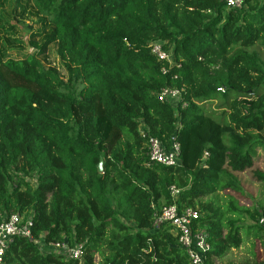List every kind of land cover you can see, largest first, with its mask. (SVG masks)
I'll return each mask as SVG.
<instances>
[{
  "label": "trees",
  "instance_id": "trees-1",
  "mask_svg": "<svg viewBox=\"0 0 264 264\" xmlns=\"http://www.w3.org/2000/svg\"><path fill=\"white\" fill-rule=\"evenodd\" d=\"M259 49L264 0H0V212L33 223L4 263L73 264L40 239L82 244L83 264H190L170 226L153 229L170 186L179 210L199 213L207 264H231L243 234L255 241L244 264L258 263L264 202L237 198L240 173L264 184ZM162 88L179 90L175 106L158 100ZM141 132L174 136L179 163L149 161Z\"/></svg>",
  "mask_w": 264,
  "mask_h": 264
},
{
  "label": "built area",
  "instance_id": "built-area-1",
  "mask_svg": "<svg viewBox=\"0 0 264 264\" xmlns=\"http://www.w3.org/2000/svg\"><path fill=\"white\" fill-rule=\"evenodd\" d=\"M226 8H240L244 0H223ZM151 52L159 60L172 62L170 51L162 49L160 42L151 44ZM218 90L223 91L222 88ZM180 92L175 88H162L157 98L159 101L167 102L175 106L179 100ZM142 136L145 134L141 132ZM145 145L147 148V157L149 161L163 164L167 166H175L179 163L180 147L179 143L171 136L168 145H165L160 139L147 136L145 137ZM169 192L173 197V203L165 205L160 209H156L152 214L153 229L157 230L162 225L171 227V233L176 237L178 245L182 248L187 256L190 264H207L205 262L206 253L209 249L207 234L201 228L194 225V220L198 217L197 210L187 207L179 210L175 200L179 193V189L175 186L169 187ZM258 225L264 226V213L257 219ZM33 223L29 218H24L18 213L5 214L0 212V264L4 263V252L9 242L16 236L32 239ZM39 246L44 245L51 251L61 253L66 259L72 261L73 264H83V245L75 244L69 246L64 243L48 242L44 243L38 240ZM100 260V258H99ZM95 262V259H94ZM256 264H264V254L261 260Z\"/></svg>",
  "mask_w": 264,
  "mask_h": 264
},
{
  "label": "rangeland",
  "instance_id": "rangeland-1",
  "mask_svg": "<svg viewBox=\"0 0 264 264\" xmlns=\"http://www.w3.org/2000/svg\"><path fill=\"white\" fill-rule=\"evenodd\" d=\"M8 4L9 1L4 5V7H6L7 9L5 13V17L11 16L12 13L11 11L12 9L11 7H8ZM15 23L17 24V26L19 25L18 22L15 21ZM21 37L27 41L28 34L24 33L21 35ZM17 38L18 37L16 36L15 38H13V40H17ZM24 49L26 52L32 51L30 46H25ZM259 50L261 56L264 58V49H259ZM11 54L15 55V52L11 51ZM254 167L264 169V158L260 157L256 162H254ZM238 176L241 179L242 190H243L242 195L237 198L239 204L251 207L252 204H255L257 202H264V184L256 182L254 179H252L251 174L248 171L242 172ZM220 196L225 200L227 199L225 197L226 195L221 194ZM221 202H223V200H221ZM254 243L255 241L253 239L250 238L249 240H247L243 234V243L240 245L238 249L230 250L222 260V263H228V262L231 264L249 263V260H251L250 255L252 256V254H254V249H253ZM40 251L42 253L51 252V250L45 247L44 245L43 246L40 245ZM99 258H100L99 255L95 256L94 264H99L100 262Z\"/></svg>",
  "mask_w": 264,
  "mask_h": 264
},
{
  "label": "water",
  "instance_id": "water-1",
  "mask_svg": "<svg viewBox=\"0 0 264 264\" xmlns=\"http://www.w3.org/2000/svg\"><path fill=\"white\" fill-rule=\"evenodd\" d=\"M98 170H101V161L98 163Z\"/></svg>",
  "mask_w": 264,
  "mask_h": 264
}]
</instances>
